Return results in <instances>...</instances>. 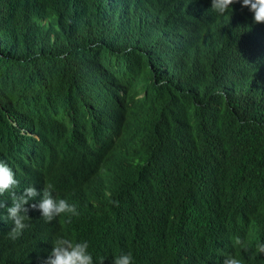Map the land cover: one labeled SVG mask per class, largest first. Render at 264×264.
I'll use <instances>...</instances> for the list:
<instances>
[{
  "label": "trees",
  "instance_id": "16d2710c",
  "mask_svg": "<svg viewBox=\"0 0 264 264\" xmlns=\"http://www.w3.org/2000/svg\"><path fill=\"white\" fill-rule=\"evenodd\" d=\"M263 32L240 45L211 0H0V147H84L102 196L68 238L96 263L200 264L232 208L264 236Z\"/></svg>",
  "mask_w": 264,
  "mask_h": 264
},
{
  "label": "clouds",
  "instance_id": "9594fccd",
  "mask_svg": "<svg viewBox=\"0 0 264 264\" xmlns=\"http://www.w3.org/2000/svg\"><path fill=\"white\" fill-rule=\"evenodd\" d=\"M211 9L225 34L243 46H249L255 23L264 24V0H211ZM85 134L87 140L95 139L94 132ZM86 164L81 146L55 150L47 160L33 153L28 138L20 144L1 145L0 259L22 264L30 252L35 264H103V260L95 262L88 241L68 238L72 226H60L68 219L77 220L78 211L87 212L93 205L84 202L88 199L87 186L95 188L97 198L102 196L96 175ZM54 187L62 190L56 197ZM67 188L75 189L76 199L68 196ZM109 203L119 206L118 200L109 199ZM242 215L241 208L228 210L219 220V231L196 243L191 255H201L200 264H264V236L251 225L232 229L230 221ZM109 264H133V256L122 252L111 257Z\"/></svg>",
  "mask_w": 264,
  "mask_h": 264
},
{
  "label": "flooded vegetation",
  "instance_id": "af4514ba",
  "mask_svg": "<svg viewBox=\"0 0 264 264\" xmlns=\"http://www.w3.org/2000/svg\"><path fill=\"white\" fill-rule=\"evenodd\" d=\"M87 179L89 180V177H87ZM62 192L61 189H59L58 187H54V192H53V195L54 197L58 196L60 193ZM65 192L68 194V196H70L72 199H76V191L75 189L73 188H67L65 189ZM85 193L88 195V199L85 200V204L87 206H90V202H92L93 204L96 202L97 200V193H96V190L95 188H91L90 186H87L86 189H85ZM79 212V216H77V220H71L70 219V222H69V219L60 223V226L61 227H68V226H73L79 219L81 218H85V212H81V211H78ZM50 232H53L52 230ZM39 233H37L38 235Z\"/></svg>",
  "mask_w": 264,
  "mask_h": 264
},
{
  "label": "bare ground",
  "instance_id": "6f19581e",
  "mask_svg": "<svg viewBox=\"0 0 264 264\" xmlns=\"http://www.w3.org/2000/svg\"><path fill=\"white\" fill-rule=\"evenodd\" d=\"M164 233V232H163ZM112 241V240H111Z\"/></svg>",
  "mask_w": 264,
  "mask_h": 264
}]
</instances>
